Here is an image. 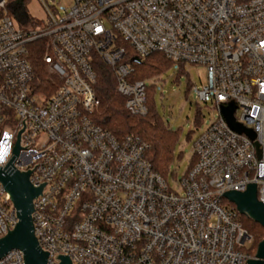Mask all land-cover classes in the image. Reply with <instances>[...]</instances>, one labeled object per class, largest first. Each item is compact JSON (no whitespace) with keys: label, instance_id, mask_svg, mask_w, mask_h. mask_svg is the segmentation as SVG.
I'll use <instances>...</instances> for the list:
<instances>
[{"label":"built area","instance_id":"obj_1","mask_svg":"<svg viewBox=\"0 0 264 264\" xmlns=\"http://www.w3.org/2000/svg\"><path fill=\"white\" fill-rule=\"evenodd\" d=\"M7 5L0 0V169L30 173V184L43 187L32 222L47 264L255 259L252 237L224 196L254 184L264 205V0H74L62 13L46 7L47 22L35 30L16 28ZM39 41L61 81L48 98L29 61ZM128 46L140 61L162 54L206 70L207 84L192 88L218 116L193 145L182 193L153 170L144 141L119 139L92 119L98 60L113 71L127 112L148 114V86L131 79ZM230 103L255 140L229 127L221 107ZM18 223L0 183V238ZM0 264H25L24 253L14 249Z\"/></svg>","mask_w":264,"mask_h":264},{"label":"trees","instance_id":"obj_2","mask_svg":"<svg viewBox=\"0 0 264 264\" xmlns=\"http://www.w3.org/2000/svg\"><path fill=\"white\" fill-rule=\"evenodd\" d=\"M30 49L29 61L37 77L35 87L37 91L45 93L46 98H48L55 93L61 81L55 74L48 71L43 62L46 53L45 42L34 43ZM127 49V60L134 68V74L131 78L134 81L152 79L162 73L166 67L175 63L162 54H153L142 60L140 64H136L133 49L129 46ZM176 64L184 66L182 63ZM96 71V92L100 105L92 113V119L119 139L125 136H136L144 141L148 146L147 160L151 163L153 170L167 181L169 165L173 159L177 142V133L166 127L155 112V102L151 89L148 88L147 90L148 114L144 117L132 116L125 109L124 98L117 93L116 77L113 71L99 60L96 63ZM194 163L195 158L193 157L191 166ZM232 207L236 209L233 204ZM238 220L252 237V245L248 252L251 257H255L260 243L264 240V228L240 214Z\"/></svg>","mask_w":264,"mask_h":264},{"label":"rangeland","instance_id":"obj_3","mask_svg":"<svg viewBox=\"0 0 264 264\" xmlns=\"http://www.w3.org/2000/svg\"><path fill=\"white\" fill-rule=\"evenodd\" d=\"M14 26L18 29L41 28L47 22V10L60 13L70 9L74 0H7ZM154 97L155 112L164 125L177 133L173 159L169 165L167 182L182 193L179 181L191 166L195 141L217 118L218 110L208 100L200 101L193 86L207 84L205 68L191 64H171L152 79L144 80ZM238 114V113H237ZM247 251V249H245Z\"/></svg>","mask_w":264,"mask_h":264},{"label":"water","instance_id":"obj_4","mask_svg":"<svg viewBox=\"0 0 264 264\" xmlns=\"http://www.w3.org/2000/svg\"><path fill=\"white\" fill-rule=\"evenodd\" d=\"M140 64L139 59H134ZM236 106L230 103L222 106L221 112L229 127L239 134H245L251 140L256 135L253 130L238 124L234 118ZM19 151V143L16 146V154ZM30 173H10L0 169V183L10 194L16 210L19 223L16 228L3 238H0V259L14 249L24 253L25 264H47L48 254L39 247L34 235L32 222L33 201L41 194L43 187L34 188L29 182ZM225 199L235 205L239 214L245 216L264 228V205L258 201L257 186L252 184L243 193L228 192ZM62 264H70L67 257H60ZM249 264H264V240L260 243L255 259Z\"/></svg>","mask_w":264,"mask_h":264},{"label":"clouds","instance_id":"obj_5","mask_svg":"<svg viewBox=\"0 0 264 264\" xmlns=\"http://www.w3.org/2000/svg\"><path fill=\"white\" fill-rule=\"evenodd\" d=\"M3 162V160H2V158H0V163H2Z\"/></svg>","mask_w":264,"mask_h":264},{"label":"snow or ice","instance_id":"obj_6","mask_svg":"<svg viewBox=\"0 0 264 264\" xmlns=\"http://www.w3.org/2000/svg\"><path fill=\"white\" fill-rule=\"evenodd\" d=\"M0 158H2V156H0Z\"/></svg>","mask_w":264,"mask_h":264}]
</instances>
